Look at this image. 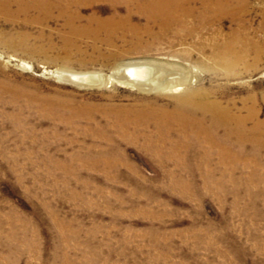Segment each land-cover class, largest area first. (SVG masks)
<instances>
[{"label":"rangeland","instance_id":"1","mask_svg":"<svg viewBox=\"0 0 264 264\" xmlns=\"http://www.w3.org/2000/svg\"><path fill=\"white\" fill-rule=\"evenodd\" d=\"M6 1L0 264H264V144L225 160L151 117L192 89L264 133V0L193 1L177 34L123 0Z\"/></svg>","mask_w":264,"mask_h":264},{"label":"bare ground","instance_id":"2","mask_svg":"<svg viewBox=\"0 0 264 264\" xmlns=\"http://www.w3.org/2000/svg\"><path fill=\"white\" fill-rule=\"evenodd\" d=\"M3 1L5 4L7 3L6 0ZM15 1L20 4L21 10H26L27 8L31 7L37 8L46 7L49 5H58L60 3V0ZM123 1L126 4H136V8L139 13H142V15L146 16L149 20H156L157 22H155L156 24H159V28H163V30H170L173 34H177L179 30L178 28H173V25L178 24V26L183 27L186 25L187 17L194 15V13H192L193 6L191 5V2L200 1L202 3L204 12L199 13L196 16L198 19L207 20L209 17L214 18L222 16L226 0ZM230 9V14L232 16H236L237 13H235V8L232 7ZM225 10H228V8ZM127 11L128 14L122 17L123 20H130V18L132 17L131 11ZM113 20L114 19H112L111 17L107 18L106 20L100 19L97 21V26L104 27L105 25L106 27L111 28L110 24H112ZM121 20H119V22H122ZM68 22L70 25L72 24L70 21ZM132 27L135 28L136 25L132 24ZM145 28L147 30V28H150V25H145ZM219 58H224V56L222 55ZM225 58L231 59L230 62H232L240 58V55L227 54ZM144 71L145 70L143 68H128L125 76L127 74L131 76L142 75ZM191 90L185 91L183 94L175 96L176 106L173 111L165 113H152V119L157 123L159 129L161 128L167 135H170L171 130L175 128L178 130L180 134L179 137L181 136L182 143L184 145L194 147L205 144L210 146L211 148L216 147L218 148V152L222 154V157L225 160H235L241 153V150H239L238 147L243 144L245 140L258 139L264 144V133L260 131V127L263 125L261 122L255 121L252 126H247V116H242L241 114H236L234 112L232 113L229 109L223 107L218 101L209 100V94L206 92L202 94L200 93V98L195 99L194 97L196 94L193 92V90ZM140 118L145 119L147 117L141 115V117H139V120ZM134 119L137 120L138 118ZM235 144H237L238 147ZM207 155L208 152L202 153V157H207Z\"/></svg>","mask_w":264,"mask_h":264}]
</instances>
